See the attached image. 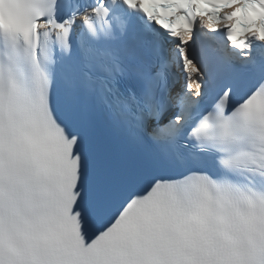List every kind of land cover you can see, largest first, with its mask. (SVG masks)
Masks as SVG:
<instances>
[{
    "label": "snow or ice",
    "instance_id": "snow-or-ice-1",
    "mask_svg": "<svg viewBox=\"0 0 264 264\" xmlns=\"http://www.w3.org/2000/svg\"><path fill=\"white\" fill-rule=\"evenodd\" d=\"M0 264H264V0H0Z\"/></svg>",
    "mask_w": 264,
    "mask_h": 264
}]
</instances>
